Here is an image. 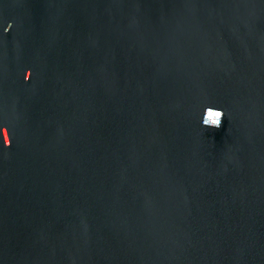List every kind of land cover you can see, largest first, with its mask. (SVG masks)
Returning a JSON list of instances; mask_svg holds the SVG:
<instances>
[{"label":"water","instance_id":"obj_1","mask_svg":"<svg viewBox=\"0 0 264 264\" xmlns=\"http://www.w3.org/2000/svg\"><path fill=\"white\" fill-rule=\"evenodd\" d=\"M0 264H264V0H0Z\"/></svg>","mask_w":264,"mask_h":264},{"label":"clouds","instance_id":"obj_2","mask_svg":"<svg viewBox=\"0 0 264 264\" xmlns=\"http://www.w3.org/2000/svg\"><path fill=\"white\" fill-rule=\"evenodd\" d=\"M28 72H31V71L29 70ZM28 79H25V80L27 81ZM224 117H225V112L223 111V109L208 106L205 108L204 113H203L202 126L218 129L222 126V120ZM10 146H11V141L5 147H10Z\"/></svg>","mask_w":264,"mask_h":264}]
</instances>
